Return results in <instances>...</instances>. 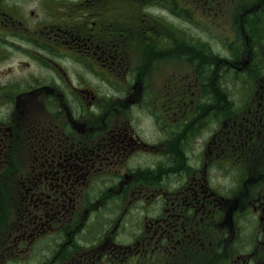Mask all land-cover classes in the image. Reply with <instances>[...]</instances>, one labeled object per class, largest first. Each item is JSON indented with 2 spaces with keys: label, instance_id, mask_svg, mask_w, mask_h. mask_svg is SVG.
<instances>
[{
  "label": "flooded vegetation",
  "instance_id": "1",
  "mask_svg": "<svg viewBox=\"0 0 264 264\" xmlns=\"http://www.w3.org/2000/svg\"><path fill=\"white\" fill-rule=\"evenodd\" d=\"M38 1L0 0V45L36 57L41 73L2 82L9 96L3 102L26 112L36 105L31 98L44 94L66 121L52 130L50 144L36 147L28 136L25 154L15 142L18 123L0 119V166L14 173L28 166L14 184L0 179V264H134L139 254L165 246L189 264H198L197 247L208 254L204 264H264V0L233 11L237 36L219 48L181 31L180 0H161L177 22L153 52L147 12L136 29L118 19L115 0ZM176 60L183 70L172 66ZM163 65L169 71L156 85ZM190 74L202 79L181 84ZM230 78L242 82L232 86ZM143 123L156 125L157 135L141 131ZM30 131L35 135V127ZM25 155L24 164L16 161ZM167 170L172 182L164 179ZM86 186H108L107 201L145 208L102 212L106 202L95 190L87 192L91 206L75 211ZM121 229L125 243L115 238ZM96 231L108 232L100 243Z\"/></svg>",
  "mask_w": 264,
  "mask_h": 264
},
{
  "label": "rangeland",
  "instance_id": "2",
  "mask_svg": "<svg viewBox=\"0 0 264 264\" xmlns=\"http://www.w3.org/2000/svg\"><path fill=\"white\" fill-rule=\"evenodd\" d=\"M44 1V0H40ZM38 1L37 3H40ZM161 0H115L117 2V17L122 23L131 26L133 28L138 29L141 22H144L142 20V14L143 12L149 13L150 17L147 20V26L149 29L148 36H149V48L150 51L153 52L154 50L152 47L157 46V41L158 39L166 36H171L172 35V26L173 23L172 21H176V14L172 12L169 8L164 7L163 5L158 4ZM244 1L246 4L249 0H180V29L182 32H185L187 34H196V35H202L214 45L215 48H219L222 44L226 46L229 42H232L236 36V28L233 23V18L231 17L232 13L234 10L238 8V6ZM253 1V0H250ZM7 7L4 8L9 12H13L12 9V4L13 2H7ZM103 4V2H101ZM143 8H141L142 5H144ZM67 5L61 4L62 7H66ZM184 12L182 11V9ZM37 11L39 15H45L49 13V10L47 12L40 11L38 7ZM140 9V10H138ZM165 9L166 11H163ZM53 14L55 15L56 13L60 12L59 9H56V6L54 4L53 6ZM3 11L0 12V15L3 14ZM170 13V14H167ZM166 15V16H165ZM3 17V16H2ZM169 17V18H166ZM165 19L164 23L162 21ZM153 22L155 27L153 25H150L149 23ZM210 24L212 26H210ZM252 24H249V26ZM160 30H159V27ZM193 30H197L201 32L200 34L195 33ZM254 34H256V28H254ZM3 31L2 25H0V32ZM1 35V33H0ZM133 38L132 36H129ZM5 38L8 40V43H11L13 40H16V38H12L10 36L5 35ZM124 39L127 42V38L124 37ZM19 43L22 41L19 38H17ZM237 41H239V38H237ZM1 42V39H0ZM128 43V42H127ZM29 47V45H27ZM9 45H5L2 47L0 45V85L2 82H5L7 80H13L15 77L19 75H23L24 73L30 72V73H39L38 72V63L39 60L32 56L25 55L23 49H10L8 50ZM6 51L5 54L2 53V50ZM132 58V57H131ZM133 59V58H132ZM193 65V63H191ZM166 65V64H165ZM186 67L188 64H186ZM176 68H180L183 70L184 68V63L179 62L176 60L175 64L172 65ZM194 66V65H193ZM164 65L162 66L161 69L158 70L157 76L154 77V83L156 85H160V83L164 84V81L167 76V72L169 71L166 69ZM42 73L44 72V69L41 68ZM187 72H190L188 68L186 69ZM198 74L201 73V70L197 72ZM65 76L61 73L59 74V78ZM196 77L199 78V80L202 79V77L195 76L190 74L189 76H186L184 80H180L181 84H185L186 81L189 80H196ZM150 78V77H149ZM230 80V81H229ZM228 84L235 86L237 83H240L242 81H235L233 79H229ZM162 84V85H163ZM7 92L5 95H3V90L0 87V119L1 120H6L9 119L8 122L9 124H12L14 122L18 123L19 128L21 129V134L22 136L20 137V140L15 141L17 144L22 143V149L25 154L27 152L24 150V145L27 142L28 136L31 138L36 139V147H38L39 142H44L47 144H50L51 139H50V133L53 131L57 132L56 127L61 125V122H65L66 118L64 116V108L61 110L60 115L56 116V112L49 109L48 106L45 104V101H42L44 99V94L42 95H37L36 97L31 98V100L35 101L34 106H31L29 108H26V112H23L22 110L16 108H9L6 106V104L3 102V99L9 98V96H6ZM8 94H12V97H15L16 93L11 91L8 92ZM183 94V93H182ZM183 98V96H182ZM182 112H186L182 114L178 119L181 120V123L185 121L188 118V104L186 103V107L182 108ZM163 113H166L163 111ZM163 113L162 109L158 111L159 115V120L164 122L163 119ZM168 113V112H167ZM6 118H3L5 117ZM166 116V114H165ZM177 122V121H176ZM142 130L147 133L148 136L153 137L157 135V127L156 125H151L148 123H143L141 124ZM147 129H146V127ZM35 127V135L33 134L30 129H33ZM181 130L183 131V127L181 126ZM189 131V130H188ZM186 131L185 137H187L186 141L188 142L187 145L190 144V139H189V132ZM184 137V138H185ZM191 147V146H190ZM189 149V148H188ZM27 156H19V158H16L17 162H20L21 164H24L25 158ZM16 164V163H14ZM170 168H173L171 166ZM4 165L0 166V179H4L5 182H10L12 179L16 178L17 174L20 175H26L28 173V166L27 167H20L18 165L17 171L14 173L13 172V167L6 168L4 169ZM4 174V176H3ZM174 172L172 170H167L164 171V179L171 181L174 178ZM105 178V180H107ZM155 179V178H154ZM156 180V179H155ZM11 184H14V181H11ZM169 187L172 186L170 183L168 184ZM167 186V187H168ZM151 188V187H150ZM152 190L155 188H151ZM100 190V196L102 197V200L105 203L106 209L102 212H111V211H117V210H123L125 205H129L130 208L129 210L134 211L136 213H140L141 210L145 208L143 207L140 201L133 202L131 204H126L125 202H119L118 199L116 202L113 204V200L107 201V197H109L113 192L110 190L108 186H104L102 188L97 187L96 189L92 188L91 186H86L85 188H80V192L84 194L83 198L81 199L80 202L77 203H72V205L75 207L78 205L75 209L81 210L82 208L86 211L87 206H91L89 203V198L87 196V192H94ZM9 191L13 195H15V188L10 187ZM130 194V193H129ZM71 206V203H69ZM156 207L154 206L152 211L155 210ZM157 210V209H156ZM92 220H90L91 222ZM101 223V221H99ZM98 229H106L104 225L100 226ZM85 237L86 238H92L89 231H92L90 227L85 228ZM104 231V230H103ZM108 232H95L94 233V242L97 240L98 243L101 242V236L107 235ZM126 233L125 229H121V231L117 232L115 235V238L122 242L125 243L128 241L126 240V236H123V234ZM54 236V235H53ZM51 236V237H53ZM63 236V235H62ZM51 239V238H49ZM48 243V242H46ZM148 246V244H147ZM168 246L165 247H157L154 251L151 252L150 255L147 256V254H139L138 256L133 258L134 264H189L190 263V258H188L186 255H181L178 259L175 258L174 254L172 252L166 253V249ZM166 253V254H165ZM195 254H198V264H204V261L208 257V254L205 251H202L199 249V247L196 248ZM123 264H125L123 262ZM213 264V263H212Z\"/></svg>",
  "mask_w": 264,
  "mask_h": 264
}]
</instances>
